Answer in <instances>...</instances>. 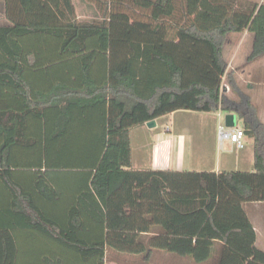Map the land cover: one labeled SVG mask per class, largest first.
Returning a JSON list of instances; mask_svg holds the SVG:
<instances>
[{
  "label": "trees",
  "instance_id": "obj_1",
  "mask_svg": "<svg viewBox=\"0 0 264 264\" xmlns=\"http://www.w3.org/2000/svg\"><path fill=\"white\" fill-rule=\"evenodd\" d=\"M86 1L99 21L81 22L73 0H3L0 264H15L17 226L41 231L82 264L119 257L148 264L155 252L191 264H264L247 211L264 203V123L224 59L229 36L248 26L247 61L264 57V0ZM33 36L57 39L56 57L90 49L81 89L58 82L34 91L24 72L38 52L23 43ZM97 59L108 72L101 86L90 78ZM226 77L240 100L227 95ZM180 110L239 116L253 141L254 170H132L129 128ZM17 170L29 172L23 183ZM61 170L70 175L67 191L52 184ZM66 197L77 204L63 227L39 202Z\"/></svg>",
  "mask_w": 264,
  "mask_h": 264
},
{
  "label": "crops",
  "instance_id": "obj_2",
  "mask_svg": "<svg viewBox=\"0 0 264 264\" xmlns=\"http://www.w3.org/2000/svg\"><path fill=\"white\" fill-rule=\"evenodd\" d=\"M74 1V0H73ZM90 8L89 3H83ZM78 19L82 22H90L87 20V16L90 13H86L87 16H81L78 11L76 4H74ZM95 17H98L95 15ZM85 18V19H84ZM96 20V19H93ZM97 62L93 65V68L96 66ZM104 61V60H103ZM104 66L103 70L93 74L92 69L90 70V78L98 85L101 86L107 81L108 72ZM81 72V70H80ZM25 73V72H24ZM35 76H44L43 74L49 73V71L38 70L33 72ZM62 83L71 88H82V74L81 76L75 75L72 72L63 73L60 78L55 80H44L39 81L38 88H34V91H49L56 83ZM30 83V82H29ZM30 85H32L30 83ZM230 89L226 90L228 95ZM229 96V95H228ZM111 112V105L108 104V113ZM119 112V109L116 110ZM180 112H191L187 110H180L166 114L156 120L162 118H171L176 116ZM194 112V111H193ZM223 112L219 110L218 112H203V113H219ZM172 119V118H171ZM171 120V124H174V130L171 127H166V134L158 133L153 134L155 131L152 128L148 127V123L134 125L129 128L130 134V144L132 151V170L134 171H175V172H222V171H233L235 167H241L243 165L249 166L251 169H254V150H253V141L251 148L247 146L240 150L232 158L224 156L217 161L216 157V147H217V136H216V126L211 127L208 135H203V129L192 130L191 125L187 121ZM200 121V120H199ZM200 122H204L201 120ZM207 123V121H205ZM204 122V123H205ZM93 120L90 118V128L92 127ZM91 132V130H90ZM205 132V131H204ZM245 138H248L247 136ZM245 141V139H244ZM246 144V143H245ZM237 151V150H232ZM195 161L199 162V165L202 167H208L207 165L212 164L211 168H202L200 170L192 169V163ZM235 171V170H234ZM54 179H57L59 176L68 175L67 170H61L56 173L53 171ZM29 175L28 171L17 170L15 172L16 179L23 183L24 178ZM55 188L60 191L65 190L60 189L59 185L56 184V180H53ZM77 204V198H60L55 199L52 202H39V205L42 206L45 211L46 216L51 218L54 221L59 222L63 227L67 226L69 215V208ZM251 205L264 206V203H254ZM247 206V208H248ZM248 211V209H247ZM250 221L252 222L256 233H257V242L256 246L264 251V225L256 224L251 219V214L248 212ZM264 218V217H263ZM86 220V233L87 240L90 242V217L85 215ZM258 222V221H257ZM261 230V231H260ZM261 234H260V232ZM13 236L16 241L17 246V258L15 264H47L46 258L49 257L53 260L52 264H82L78 257L71 251L63 246L59 245L54 240L47 237L44 233L37 229L26 228L17 226L13 230ZM262 244V246L260 245ZM160 258H168V255L163 252H155V255L151 258V261L148 264H160ZM188 264L191 262L188 260ZM105 264H138L137 260L132 257H122L117 258L116 260L109 262L106 261Z\"/></svg>",
  "mask_w": 264,
  "mask_h": 264
},
{
  "label": "rangeland",
  "instance_id": "obj_3",
  "mask_svg": "<svg viewBox=\"0 0 264 264\" xmlns=\"http://www.w3.org/2000/svg\"><path fill=\"white\" fill-rule=\"evenodd\" d=\"M74 4H76L79 13L81 16H87L88 13H90L87 16V20L90 22L99 21L101 19V15L95 5L90 4L85 8V4L88 3L86 0H74ZM201 9V7H200ZM202 10V9H201ZM77 13V12H76ZM87 13V14H86ZM215 14V13H214ZM97 15L98 17H95ZM3 16V0H0V25L4 23V20L2 18ZM78 16V15H77ZM196 16H198L196 14ZM85 19V18H84ZM96 19V20H93ZM84 22V21H82ZM250 26L244 28L242 32H239L237 34H232L229 36L227 43L224 48V59L228 63V72L235 73V79L237 83L240 86L241 91L250 97L253 105L256 107L258 111V116L261 119V121L264 123V57L255 60L253 62H248V56L251 54L252 51V43H253V35L250 31ZM40 42V43H38ZM23 43L25 45V51L28 50L38 52L35 54L36 56V64L31 68L28 69L24 73V78L34 86V88H38L39 81L44 80H55L56 78H60L63 73L72 72L75 75L81 76V67L85 60H89L90 57H92V52H90V49L81 56H63L58 54L56 57V50L54 48V45L58 44V40L55 38L48 39V40H40V38L33 36V37H27L23 40ZM40 44V46H38ZM43 48V49H42ZM39 50H42V54ZM50 55V58L46 57V55ZM53 56V57H52ZM2 59L0 58V63H2ZM104 68V62L102 59L98 61L96 66L92 69V73H98L102 71ZM38 70H48L49 73L43 74L44 76H35L33 73L34 71ZM223 86L226 87L227 91L230 89V92H228V95L231 98L239 99V96L234 93V91L229 87V80L228 78H224ZM7 103H10V100L7 101ZM227 112H223L222 117L220 118L221 122L226 125L227 128H235V127H242L243 121L240 119L239 116L236 118V123L234 126H228L226 123V115ZM234 114V113H230ZM172 118V119H171ZM169 118H162L156 122V127L152 128L155 132L153 134L163 133L166 134L165 128L171 127L173 130L175 128L174 124H171V120L174 121V119L177 120H183L187 121L190 124H193L190 126L192 130H200L203 129V135H208L210 132L211 127L214 125L216 126V136H217V126L219 122L218 114L213 113H203V112H180L174 117ZM203 120L204 122H200ZM172 121V122H173ZM147 124V123H146ZM148 125V124H147ZM205 131V132H204ZM245 143L247 148H251L252 142L250 138H245ZM232 146L226 142L225 143V149L222 150L219 148V143L217 140V147H216V157L217 161L224 156H228L230 158L234 157L236 153L239 151H232ZM208 167H202V165H199V162L195 161V163H192L191 168L200 170L202 168H211L213 166L212 164L207 165ZM233 171H253L254 169H251L247 165H243L241 167H235L232 169ZM56 180V184L59 185L60 189H64L67 191L69 186L70 175H63L59 176ZM248 212L251 214V219L256 224H260V226L264 225V206L259 205H251L248 206ZM258 221V222H257ZM263 224V225H262ZM261 231V230H260ZM259 231V232H260ZM261 234V232H260ZM262 246V244H260ZM188 259L186 258H176V257H169L167 259L160 258L159 263L160 264H188Z\"/></svg>",
  "mask_w": 264,
  "mask_h": 264
},
{
  "label": "built area",
  "instance_id": "obj_4",
  "mask_svg": "<svg viewBox=\"0 0 264 264\" xmlns=\"http://www.w3.org/2000/svg\"><path fill=\"white\" fill-rule=\"evenodd\" d=\"M222 117V113H218V126H217V140L219 143V148L224 150L225 143L228 142L234 150L240 151L246 147L245 144V131L242 127H235V128H227L224 125L220 118Z\"/></svg>",
  "mask_w": 264,
  "mask_h": 264
},
{
  "label": "water",
  "instance_id": "obj_5",
  "mask_svg": "<svg viewBox=\"0 0 264 264\" xmlns=\"http://www.w3.org/2000/svg\"><path fill=\"white\" fill-rule=\"evenodd\" d=\"M236 118H237V115L236 114H230V113H228L227 115H226V123H227V125L228 126H234L235 125V123H236ZM148 127L149 128H154V127H156V122L155 121H151V122H149L148 123Z\"/></svg>",
  "mask_w": 264,
  "mask_h": 264
}]
</instances>
